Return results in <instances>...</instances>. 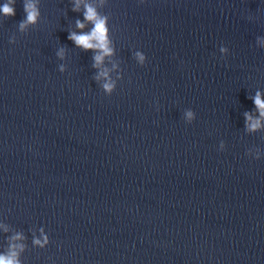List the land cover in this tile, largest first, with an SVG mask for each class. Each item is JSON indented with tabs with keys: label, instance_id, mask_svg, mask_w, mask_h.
Returning a JSON list of instances; mask_svg holds the SVG:
<instances>
[{
	"label": "water",
	"instance_id": "water-1",
	"mask_svg": "<svg viewBox=\"0 0 264 264\" xmlns=\"http://www.w3.org/2000/svg\"><path fill=\"white\" fill-rule=\"evenodd\" d=\"M90 2L110 20V75L124 77L112 96L68 38L84 20L72 0H39L26 31L25 0L0 18V253L23 243L22 264H264V159L247 154H264V130L245 127L264 93V0Z\"/></svg>",
	"mask_w": 264,
	"mask_h": 264
},
{
	"label": "clouds",
	"instance_id": "clouds-1",
	"mask_svg": "<svg viewBox=\"0 0 264 264\" xmlns=\"http://www.w3.org/2000/svg\"><path fill=\"white\" fill-rule=\"evenodd\" d=\"M102 3L107 0H101ZM146 2V0H141ZM16 3L17 0H7L5 3H0V18L14 17L16 15ZM74 12H81L84 20L76 21V28L80 31H72L69 34V39L74 44L88 52L93 53L94 64L93 67L97 69V75L94 77L98 86L107 96H112L118 88L119 82L124 79L123 75L119 72L113 78L110 75L112 69H118L119 65L114 61V57L117 55L116 47L111 39L110 20L107 15L100 13L98 7L91 3L90 0H72ZM24 11L26 17L19 24L21 31H26L30 26H35L40 20L39 0H25ZM91 24L92 27L88 30L87 26ZM10 43L15 44V39H12ZM228 49L221 47L220 52L227 56ZM60 59L64 58V52L61 49L57 54ZM133 57L138 65L141 67L147 65L148 57L142 50H134ZM107 63H111L112 69L107 67ZM59 70L65 71L64 65L61 64ZM253 103L256 106L258 115L253 113H245V127L249 132H258L264 130V93L257 91L255 96L251 97ZM183 118L186 123L191 124L196 120V113L192 109H186L183 113ZM226 145L223 141L220 142L219 149L223 151ZM249 158L256 160L264 159V154L257 152L254 156L251 153H247ZM0 227H3L0 225ZM5 231L7 229L5 228ZM25 237L23 234L18 233L14 240L22 241ZM34 245L41 248L47 247L50 243V237L41 229L40 236L34 238ZM25 245L23 243H11L9 251L6 253H0V264H22L20 259V253L24 250Z\"/></svg>",
	"mask_w": 264,
	"mask_h": 264
}]
</instances>
